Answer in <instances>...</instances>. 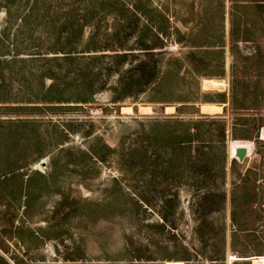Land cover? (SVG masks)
<instances>
[{"label":"rangeland","instance_id":"1","mask_svg":"<svg viewBox=\"0 0 264 264\" xmlns=\"http://www.w3.org/2000/svg\"><path fill=\"white\" fill-rule=\"evenodd\" d=\"M124 52L163 81L124 97ZM0 77V264H264V0H0ZM201 105L225 142L154 122Z\"/></svg>","mask_w":264,"mask_h":264},{"label":"trees","instance_id":"2","mask_svg":"<svg viewBox=\"0 0 264 264\" xmlns=\"http://www.w3.org/2000/svg\"><path fill=\"white\" fill-rule=\"evenodd\" d=\"M160 48H163V46H160ZM146 49V54L150 55V53H154L151 51L152 48H143ZM131 53H115L116 58H120V60L126 61L129 60V66L126 69V71L121 76V85L125 88L124 97H133L137 98L141 94L147 91L149 87H151L157 80L163 81L164 76L160 78L157 72V64L154 62H150L149 59H140L136 63H132L129 59V55ZM153 63V64H152ZM42 78L43 80L49 78L51 79V83L48 87H46L42 91L43 98L40 103L46 104V103H53L52 100L48 98L49 95H52L54 93H58L57 99H61V96H68L72 97L76 94V92H63L64 89H58L56 87H60V83L56 80V78L52 75H45ZM2 80V78L0 77ZM205 79H215V78H205ZM134 87L136 88L134 90ZM200 90V89H198ZM77 91V90H76ZM78 92H85V89L82 88ZM201 93V91H199ZM198 92V93H199ZM199 93V94H200ZM202 99L204 102H225L223 99V95L221 93H218L215 97H208V94L202 93ZM123 98V96L121 97ZM200 98V97H199ZM198 98V99H199ZM119 99V98H118ZM84 102L88 101V97H84ZM234 101V98L232 99ZM182 102H188L186 99ZM233 103V102H231ZM204 104V103H203ZM182 106L180 105L177 107V112L179 115L183 113ZM33 107H40V106H33ZM154 122H166V123H177L182 124L183 126H186V129L183 131H172L171 135L175 139L176 144L178 146H187L191 145L195 140H198L200 138H203L206 136V133H208V136L213 138V134L211 133L210 128H212L213 123L219 124L220 127V137L224 140V142L227 140V130H228V121L224 114L216 113V114H201L197 118L184 120L177 118L176 115H171L169 118H165L164 120H156ZM209 127V130L203 129V127ZM192 127V128H191ZM191 128V129H190ZM190 158L193 159L194 156L190 154Z\"/></svg>","mask_w":264,"mask_h":264},{"label":"bare ground","instance_id":"3","mask_svg":"<svg viewBox=\"0 0 264 264\" xmlns=\"http://www.w3.org/2000/svg\"><path fill=\"white\" fill-rule=\"evenodd\" d=\"M224 83L222 80H218V79H204L203 81V87L204 89H218V88H221L223 87ZM215 107L221 109L223 106L222 105H216L215 104ZM123 109H130V108H123ZM238 147H246L248 149V156L249 154L251 153V150H252V145L250 142L248 141H234L233 145H232V149H231V152H232V155L236 157V150ZM260 263L261 262H264V258H259L258 260ZM256 262V261H255Z\"/></svg>","mask_w":264,"mask_h":264},{"label":"water","instance_id":"4","mask_svg":"<svg viewBox=\"0 0 264 264\" xmlns=\"http://www.w3.org/2000/svg\"><path fill=\"white\" fill-rule=\"evenodd\" d=\"M202 105H201V112L208 114V113L203 111ZM224 105L225 104H223V106ZM209 114H211V113H209ZM236 157L239 159V161L244 162L246 160V158L248 157V149L246 147H238L236 150ZM40 166H41V168L45 169L47 167V161L46 160L41 161Z\"/></svg>","mask_w":264,"mask_h":264},{"label":"crops","instance_id":"5","mask_svg":"<svg viewBox=\"0 0 264 264\" xmlns=\"http://www.w3.org/2000/svg\"><path fill=\"white\" fill-rule=\"evenodd\" d=\"M219 105H222L223 106V104H219Z\"/></svg>","mask_w":264,"mask_h":264}]
</instances>
